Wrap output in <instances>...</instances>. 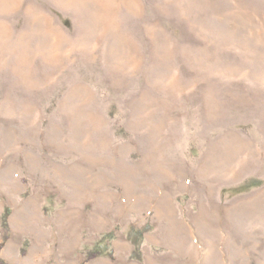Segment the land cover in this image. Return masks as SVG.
Segmentation results:
<instances>
[{
    "label": "rangeland",
    "instance_id": "rangeland-1",
    "mask_svg": "<svg viewBox=\"0 0 264 264\" xmlns=\"http://www.w3.org/2000/svg\"><path fill=\"white\" fill-rule=\"evenodd\" d=\"M231 134L264 152V0H0V264H264Z\"/></svg>",
    "mask_w": 264,
    "mask_h": 264
},
{
    "label": "crops",
    "instance_id": "crops-1",
    "mask_svg": "<svg viewBox=\"0 0 264 264\" xmlns=\"http://www.w3.org/2000/svg\"><path fill=\"white\" fill-rule=\"evenodd\" d=\"M3 233V230L0 232V243L4 242L7 243L9 240V237H6V235ZM147 244H140L137 245L134 242H129L126 243V249H128V251L130 252L129 254H139L140 250H143V247H145ZM114 250L117 253V249ZM115 253V254H116ZM118 254H116L115 256H117ZM167 256H170L168 259L165 260H154L151 262H147L144 260V263H142L139 259L132 257V258H121L119 256L117 257H103L101 255H96L90 258H73V259H67V260H59V264H186V263H182V261H179L176 257V255H172L171 253ZM50 260L46 261L45 259L43 260L42 264H46L45 262H47V264H54L55 259H51V262H49ZM35 264H41L40 262H42L40 259L34 261ZM23 264V263H22ZM31 264V263H30Z\"/></svg>",
    "mask_w": 264,
    "mask_h": 264
},
{
    "label": "bare ground",
    "instance_id": "bare-ground-1",
    "mask_svg": "<svg viewBox=\"0 0 264 264\" xmlns=\"http://www.w3.org/2000/svg\"><path fill=\"white\" fill-rule=\"evenodd\" d=\"M95 3V2H94ZM170 5V4H169ZM95 6V5H94ZM78 8V7H77ZM91 8V7H90ZM93 9V8H92ZM80 10V9H79ZM104 10V9H103ZM80 12V11H79ZM107 12V11H106ZM99 16V15H98ZM113 18V17H112ZM109 22V21H108ZM113 25V24H112ZM121 32V31H120ZM119 36V34H118ZM180 50V49H179ZM19 70V69H18ZM26 71V70H24ZM203 73V72H202ZM201 74V73H200ZM204 75V74H203ZM202 77V76H201ZM205 77V76H204ZM210 81V80H209ZM208 81V82H209ZM174 82H172V86H173ZM190 85V84H189ZM208 85V84H207ZM211 85V84H210ZM204 89V88H203ZM203 91V90H202ZM212 93V92H211ZM246 94V93H245ZM252 96V95H251ZM210 99V98H209ZM248 101V100H247ZM249 101H252L251 99ZM248 104V103H247ZM259 107V105H258ZM261 107V106H260ZM217 108V107H216ZM254 109V108H253ZM206 111V109H205ZM212 112V111H211ZM219 112V111H218ZM217 112V113H218ZM250 112V111H249ZM210 116V115H209ZM222 139V142L220 144L222 145H225L227 147H231L233 150H234V153L231 154L232 156H234V159L235 161L237 160L238 163L240 164V167L237 166V164L235 166H237L238 168H236L235 172H234V176H239L240 174H242L243 171H247L249 170V166H252L254 165V163L257 161V160H261L264 158V152L261 153V152H257V150L255 152H251V150L249 151V146H248V149L247 148V141L245 142L244 139L241 138V136L239 137L237 134H231L230 136L227 135ZM249 145V144H248ZM203 155V154H202ZM226 157H223V158H226L227 160H229L230 158V155H229V158L227 155H225ZM237 156L239 158H237ZM222 157V156H220ZM205 159V158H203ZM233 159V160H234ZM225 160V159H224ZM223 162V161H221ZM224 163V162H223ZM228 163V162H227ZM238 164V165H239ZM256 166V163L255 165ZM234 168V169H235ZM252 169V167H251ZM204 172V171H203ZM223 173V172H221ZM230 173V172H229ZM220 174V173H218ZM254 200V199H253ZM170 210V209H169ZM170 212V211H169ZM167 214H171V213H167ZM199 219L201 221V223L203 225H207V216H206V211H202L200 214H199Z\"/></svg>",
    "mask_w": 264,
    "mask_h": 264
},
{
    "label": "trees",
    "instance_id": "trees-1",
    "mask_svg": "<svg viewBox=\"0 0 264 264\" xmlns=\"http://www.w3.org/2000/svg\"><path fill=\"white\" fill-rule=\"evenodd\" d=\"M8 215H9V211L7 209H5L2 213V216H1V222H2V225L4 228H8ZM98 255V253H93L91 255H89L88 257H93V256H96Z\"/></svg>",
    "mask_w": 264,
    "mask_h": 264
}]
</instances>
